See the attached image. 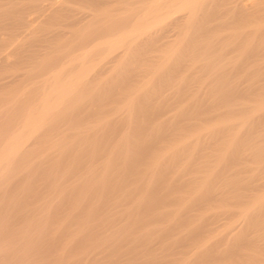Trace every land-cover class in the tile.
Returning a JSON list of instances; mask_svg holds the SVG:
<instances>
[{"label": "rangeland", "instance_id": "374dc122", "mask_svg": "<svg viewBox=\"0 0 264 264\" xmlns=\"http://www.w3.org/2000/svg\"><path fill=\"white\" fill-rule=\"evenodd\" d=\"M75 1H77V0H75ZM75 1H70V6L73 9L75 8L77 10L76 7H80L83 4L80 3L81 0H78L77 2H75ZM4 8H1V10L2 11L4 10L6 13L7 8H6V10ZM168 8L166 7V9H165V7H164L162 10L167 11ZM76 10H74V11H76ZM170 11L172 13H170L168 15L166 14L167 16L166 15L164 16L163 23L165 21L168 23V21L170 20L169 17L170 16H171V18L173 17V8ZM61 13L63 14V12H60V14H57V15H61ZM64 13H66V12H64ZM10 14L12 15V13H10ZM14 14L15 13H13L12 16H14ZM7 15H6L7 17H11L12 19L14 18L8 14V11H7ZM233 15L235 16L236 13L235 14L230 13L228 15H226V14L223 15V17L225 18L223 20L227 24H229L230 26H234L236 24L239 26V25L250 24V23L256 24L258 22H261V23L264 22V18L258 19V17H254V15L248 16L245 13L244 14L241 13L240 15H238L237 19H235L237 16L234 17ZM243 15H245V16L247 15L249 18L250 17L251 18L250 19L246 18L247 16L245 17ZM6 16L3 17L4 20L6 19L5 18ZM240 16H242L243 19ZM55 17H54V19L52 17L50 19L47 18L45 21H39V22L36 21L37 22V23L35 22L36 26L33 24L32 29H30L31 26L25 27V25H23L25 27V29L23 26H20L23 28H20L18 26L19 29L18 28L14 29L15 24L13 25V22L12 23L10 22V21H12V20H10L11 18L10 19L7 18V21L6 20L1 21L3 23L0 22V33L2 32L3 33L2 35L5 34V37L6 38L8 37L7 40H12V43L14 42L13 44H15V42H16L15 47L12 44V47L16 51L15 53L18 54L20 51H22L19 53V55L14 53V55H13L14 58H10V60H11L9 62L10 64L8 63V61H5L4 58H3V60L0 59V66H1L0 67V82H1L0 83V142L1 143H2V139L4 140V138L6 136H8L11 131L13 132L14 130H16V128L19 125L18 123H20L22 115H24L25 112L28 110V109L26 110V107L29 108V107L35 106L36 105L35 103L38 102L41 95L45 92L44 90L47 91V88L49 87V84L48 85L45 84V86L46 85L48 86V87L47 86L45 87L43 85V83H41V82H42V79L44 78L42 76V74H43L42 70L44 68V64H46V62H48L51 59V58H48V57H51V55L50 56L47 55L45 57L43 56L44 58L42 56H40L41 59L43 58L41 60V62H43L42 63L43 65H40L39 63H37V64L35 63V62H40L39 61L40 59L34 58V56L36 54L34 55V54H32V52L35 50L38 51V49H39L40 50L39 53L45 52L48 54H50V53L53 54L52 50L53 49L58 50L61 46V47L67 48L66 51H64V49H62V48H60L61 50L59 49L60 51H63L62 52L63 54H61V55H64L66 52H68V48H70L69 45L67 44L69 42V40L71 39V37L69 36L70 32L75 31L76 29L79 31L80 27L84 26V24L80 25V23H78V25H76L75 28L72 26L66 27V26H64L65 21L67 22L66 17L64 18L62 16L61 17L58 16V17H56V19H55ZM226 18L227 19L229 18V19L227 20ZM166 19H168V20H166ZM230 19H231V21H230ZM238 19H240V20L237 21ZM55 20H57L59 25H63V26H60V28H61L60 30L63 29V31H66V30L68 31V29H69V31H68L69 34L67 37H65L66 39L65 38L61 39L62 43L60 42V40H59L60 43H55L56 40H52L51 42L46 43V42L42 41L41 37L44 34L46 35V33L50 34V32H49L50 30L54 31V30L59 29V25H58V23L55 24L56 23ZM232 20L234 21V23ZM214 22H216V21H214ZM61 23H63V24H61ZM8 24H10L11 26H7ZM164 24L161 25L162 27L159 26L157 28V32H156V27H153V28H151V30L149 29V32L145 33V36H147L151 32H154V33L156 32L157 41L155 42L154 46H152V47L151 46L146 47V45H144V49H146L147 52L144 54V56L142 54L141 57L139 56V54L138 55L136 54L138 57L136 58L134 56L135 60H136V62H134V63L132 62V61H135L134 57H130V55H132V56L134 55L133 47L136 45V43L134 45L133 42L129 43L126 47L121 49V51H123V53L125 54V57H123L124 58L123 59L122 56H124V54H122L119 57L118 61L116 60L117 61L116 63H113V61H115V60H113L114 58H112V57H114V54L111 53L108 55L109 57L107 56V53H109V51L107 50L108 49L107 45H106L107 48L103 50L104 53L102 51V46H103L102 44H101L102 46L100 45L101 48H98L99 50L97 49V50L93 51L92 56L89 55V57L87 58V62H90L92 57H93V59H92L93 61L91 60V62H96L97 59H98V62L100 61L99 63L96 62L97 65H96V63H94V64H92L91 62L88 63V64L94 65L96 72L98 70L99 73L97 72V74H93V76H95L96 79L94 78L95 79L94 80L90 77V79H91V81H90L89 76H88V78H87L88 80H87L86 86H85L86 88L84 87V85H83V87L85 89L82 87L84 90L82 88H80V90L82 89V91H79V92H82V94L79 93L76 96L72 97L71 100L68 99L69 103L67 102L68 105L66 104L65 108L69 107L70 110H68V112L66 113V110L63 109L64 112H61L62 111L61 110L60 113H58L57 115L54 116L55 118L53 117L51 119V121H50L51 126L49 129L54 130L56 128L57 131L51 130L53 132V133H51L50 130L48 129L45 132V135L43 134L42 136L39 137V140H37V142L35 143L36 146L34 145L35 147L33 146L34 148H32V150L35 149L36 152L37 151L39 152V150H36V147H38L37 149L40 148L41 153L42 152L48 153L49 155L47 154V156L44 155V153H43V156L45 159L49 156H53L54 153L57 156L59 154L58 151L55 152V150L51 149L52 147H51L50 143L57 142V141H59V142L70 141V140L72 141L74 139L78 140V138H80V136L76 137V138H75V136H77L79 131H81V127L82 128L87 127L86 129L84 128L85 130H87L88 128H89L88 129L89 131L91 129L93 130V133H91L92 130L90 131V134L88 135V137L94 136L93 134L98 135V133L100 132V134H101L100 136L102 138H105L104 140L108 141V144H112L115 141L117 142L120 139V137L122 136V134H124L125 132H128V130H130V131L132 130L130 127V123L132 122V120H129V118L133 119V121H136V120H139V119H137V116H138V118H140L142 116L140 118V121L145 120L144 111L146 110L147 107H151L154 110L153 115L155 117H153V118L155 120H153V124L154 123L158 124L161 122V120H162V122L160 124L168 123L167 122L168 118L170 120L172 119V121H170L171 124H176L180 127H181V125L183 127L186 123H188L189 125L188 124H186V125H188L189 128H192V129H190L189 131H188V129L185 130L184 132H186V133H188V132L192 133L195 130H198L203 125L215 124L218 120H225V119L230 120L231 119L233 124L235 125V127L233 126L234 127L233 129H235V131H238V133L241 132L240 134L242 136H244L243 137L245 139L244 141H247L248 144L245 146L244 150L242 151L241 158L239 160H234V162H231V163L228 162L229 164H227L226 165L227 167L224 168V170H226V169L231 170V168H228V166L232 167L235 164V167L234 168L232 167L233 169L231 170L234 172H228V174L225 175V177H226L225 181H224V179H219L218 180L219 182L217 181V186H215L217 194H221V192L223 191L224 188H225L224 191H226V192L223 191L224 193L221 194V196L220 195L218 196L219 197L218 200H214V201H212V203L205 204V206L202 209H198V207H197L198 205L197 206L195 205L196 208L194 206V208L192 210H190L193 207V205L195 204V202H194L195 199H193V198H195L194 195H196L194 192L195 191L194 189L195 188H196V190L198 189L197 185H199V183L202 182L201 177L204 176V174H205V167H203L204 168L203 169L202 167H200V166L198 167V165H197V163H198L197 160H201V158L199 159L200 150L197 152L198 157L192 158V159H194V161H196L195 165L192 163V165L194 166L193 168H190V166L192 167V165H190V166L188 165V162H189L188 158L182 160L181 161L182 164H181V162L179 163L181 165L178 164V166L176 165L174 167L175 169L173 171H176L177 175L173 176L174 177L173 183L175 182L174 187L177 189H175L173 187V192H174L173 198L171 200H168L164 205L163 204L158 205L155 208V210L157 209L159 212L156 210L154 215L152 213H150L149 206L147 204H148V199L150 197L149 196L150 193L155 189V186H156L155 183L156 182L150 181V179H151L150 177L152 175V172L150 170L145 169V167L143 165H141L142 168H140V170L133 171L129 168V166H126L125 164H123L122 161L118 160V161H116L117 162L116 165L118 166V168L114 169L112 174L110 173V176H109V182H110L109 184L112 186L111 193H109V195L107 197L105 196L106 193L104 194V197H103V195L101 197V196H99L100 193L97 194L95 191L86 192L87 190L85 191V189L88 185V184H86V181L88 180V182H89V181H91L89 179L97 178V177L99 179L104 173L103 172L104 168H103L102 164L105 163L106 159L108 158V156L110 154L109 148H105L102 150V152L101 151L97 152V156H91L90 155L91 156L90 157V156H88L89 154L85 155L87 157L85 158V156H84V158H83L84 160L80 161L82 164L78 163L77 166L75 167V169L72 170L71 172L67 173L65 176H63V177L58 176L59 178H62V179L58 183L56 181L55 184L58 187V188H56V190L53 186L55 184H53V185H48V183L43 184V182H41L42 181L41 179H40L41 181L37 183V181H39V179L38 180L35 179V182H36L35 185H37L36 186L37 188L34 187L33 190H29L31 194H29V192H28V195L25 194V195H27L26 197L28 198V201H26L27 199L25 200V195L22 196L21 193H19L20 195L18 194L19 196L17 194L15 195V199L13 198V201H12V204L13 203L14 204L12 205L13 210L11 211V213L7 209L8 211L7 210H6V212L4 211V213L1 214V216H0V221L2 222V224H4L6 226V227L5 226L1 227L2 224L0 222V229L2 228V230L6 233V234L4 232L0 233V237L1 236L3 237V238L2 237L0 238V242H2V241L7 242V240L9 239V237H8L9 233L8 232H10L11 228L14 227L13 231H11L12 235H13L12 236L13 239H11V241H10L13 244H11L9 241H8L9 244H7L8 242L6 244L4 242H2V244H1L3 246L4 250L8 249L9 251L8 250H7V252L3 251V250L1 251V254L3 253L2 254L3 256L6 253L7 261L5 258L6 256L2 257V259H1L2 255L0 254V263L6 264L8 262V264H90L93 262L96 263V261H97V262H99V264H159V263L160 264H196L197 259L198 260L200 259L201 254H203V256L206 254V253H204V251H206L208 253H210L211 250L216 251L217 253L220 251L221 253L223 252L222 255L224 254V252L227 253L229 250V247H230L229 246L230 243H232L234 240H236L238 238V236H240L242 234V232L245 229H247L245 227L246 222L244 220V217L239 212H240V210H242L246 206L253 204V201L255 200L256 197L264 194V119H263L264 117H262V115L264 114V110L257 112L254 116L252 115V117L249 119V121L247 123H243V118H245L247 115H251L252 112L254 111L255 106L258 104L259 101H261L260 99L262 97H264V87H263L264 85H261V83L264 84V81H263L264 80V71L259 76L262 81L259 83L260 79L259 80L257 79L258 86L260 85V87H258L256 84V86H255L256 89H255V87H254V89H252V88L250 89L253 92H251L247 89L245 92V89L243 88L242 85H244V87H245L247 82H245L246 79L243 78L241 75L239 76V75H234L233 73L232 74L227 73V74H223L221 76V74H220L221 72L215 73L216 74L215 75L212 72H210L208 70V68L201 67V65H204V63H205L204 61H199L198 62L199 68L192 71L193 73L191 71L190 72L188 71L191 76L188 75L189 73L186 74L184 70L182 71V73H185V75L181 76L182 74L179 73L180 77H185L184 80L186 81V82H182V81L180 82V86L182 88L179 87V85H178L179 84L178 81H180V80H177V83L175 82L176 77H174L175 81L173 80L176 83V85L174 82H171L170 83L171 87H167V85L169 83L168 84L162 83V80L160 78L163 79L164 76L168 77L171 74L168 75L166 72L163 77L161 75L157 76V74H155V77H153L155 72H153V75L151 74L152 73L151 69L154 68V66H156L155 68H158L159 65L161 64V61H162L163 56H164V55H162L163 54L162 52L165 50L164 52H166V54H167V53L173 51V46H172L173 45V25H169V26L165 27ZM3 25H5L7 27L4 29ZM12 26H14V27H12ZM8 27H10V29ZM71 28H74V29H71ZM248 28H250V27H248ZM33 29H35V30L33 31ZM7 30L10 34H8ZM10 30H11V32H10ZM13 30L18 35L17 34L14 35ZM20 30H21V32H18ZM170 31H171V33H170ZM261 31L262 32H259L256 35L255 42L257 41V43L259 44L260 39H261L262 43H260V44L264 45V42H263L264 41V35H263L264 33H263V30H261ZM71 33L73 35V32H71ZM19 34H22V35H19ZM26 35H28V36L26 37ZM31 36H34V37H31ZM28 37H31V38H28ZM43 37H45V36H43ZM19 38L21 39V40H19V42L23 43V45H22L23 48H22V46L20 48V45L22 43L19 44V42L17 41ZM37 38L39 39V41ZM28 39L33 40V42L31 40L28 41ZM30 42H32V44L33 43L36 44V45L35 44L33 45V46H35V48H33V46H31V45L27 46L28 44H30ZM36 42L37 43L39 42L41 45L39 46V43L37 44ZM43 42L48 45V46H46V48L43 47V45H42V44H44ZM63 42L66 45L63 44ZM17 43H18V45H17ZM37 46H39V48ZM130 46H133V47H130ZM24 47H26L27 49H24ZM28 47H32V49H29ZM48 47L51 48L50 49L51 51L49 50ZM104 47H105V44H104ZM170 47L172 48L171 50L168 49ZM19 48H20V51L16 50ZM40 48H42V49H40ZM21 49H23V50H21ZM129 49L132 51H129V53H128L127 51ZM134 49H136V48H134ZM59 50L56 52L59 53ZM23 51H25V52L23 53ZM125 52H127V54ZM27 53L28 54L31 53L32 56L31 55L26 56ZM54 53H55V51H54ZM24 54L26 57L24 56ZM93 55H95V56H93ZM101 55H103V56L101 57ZM110 55H112V57ZM18 56H20V57H18ZM139 57L140 58L143 57L142 58L143 61L141 59H140L141 61L140 60L137 61L139 59ZM158 57H160V58H158ZM19 58H21V59H19ZM25 58H27V59H25ZM45 58L48 60L46 61ZM120 58H122V59L120 60ZM127 58H130V60H132L130 62L133 63L132 64L133 67L129 65V63H130L129 60H127V61L125 60ZM103 59L105 61H101ZM108 59L110 61L112 60L111 61L112 63L106 61ZM159 59H160V61H159ZM23 60H24V62H23ZM33 60H34V62H33ZM144 60H145V62H144ZM125 61L128 64V68L126 66H124L126 68V70L124 67L122 70H119V69H121L120 67H122L124 65ZM157 61H159L158 62L159 64L157 63ZM103 62L104 63L106 62V63L104 64ZM237 62L239 63V61H237ZM257 62H259V61H257ZM27 63H30L32 66L30 64H28V66H27ZM7 64H9V65H7ZM21 64H22V66L26 64L25 68L22 67ZM35 64L39 65L40 67L43 66L41 68L42 70L40 69L39 66L38 67L35 66ZM98 64L102 68L100 66H98ZM106 64H107V66H105ZM117 64H118V66H117ZM141 64H142V66H140ZM245 64H247V62H245ZM259 64L261 67L264 66V65H262V64H264V60L260 61ZM3 66H5V67H3ZM95 66H97V68ZM108 66H109L108 70H105V69H107ZM110 66H112V67L110 68ZM129 66H130V68H132V69L135 68V69L130 70ZM144 66H145V68L143 69ZM151 66H153V67H151ZM36 67H37V70L39 69L41 72L40 71L38 72L35 69ZM116 67H118V68H116ZM94 68H93V70H94ZM112 68H114V70ZM99 69H100V71H99ZM111 69L113 71H111ZM115 69H118V70L116 71ZM263 69H264V67H263ZM104 70H105V72H104ZM123 70H125L126 72H123ZM148 70L151 72H149ZM27 71H29V73H27ZM109 71H111V72H109ZM130 71H132V72H130ZM139 71H142L144 74V76L141 78H140V76H142L143 74H142V72H139ZM94 72L95 71H93V73ZM116 72L118 73V75H119V73L122 74V76H120V78H119V76L117 75ZM134 72L137 74H135ZM24 73H26V74H24ZM91 73L92 72H90V74H89L90 76L92 75ZM125 73L126 74L128 73V77H129V75L134 74L132 77H134L135 79L129 78V79H132V82H130V86H128L129 84L126 82V85H125V83L123 85V86H125V87H123V88H125L124 89L125 91H123L124 93L120 92V91L118 92V90H115V89H118L119 87H120L119 90H121V91L123 90V89H121L122 88L121 85L119 86L118 81H121V79L123 80V77H127V75ZM145 74H148V75L145 76ZM207 74H209V75H207ZM23 75H25V76H23ZM36 75H38L39 77L38 76L36 77ZM64 75L68 76L69 73L66 72L62 76V79L66 80L67 76L64 77ZM115 75H117V76H115ZM186 75L188 77H186ZM21 76H23V78ZM114 76H115V79L119 78L120 80L118 79L116 82V80L114 79ZM149 76H152V77H149ZM159 76H161V77H159ZM146 77H149V78H146ZM217 77H219V78H217ZM240 77H242L243 79L242 78L239 79ZM244 77H246V76H244ZM247 77L249 78L250 76H247ZM28 78L31 81L27 80ZM145 78L149 79V80H151V78H152V80H154V81L156 78L157 79L159 78V80H156L157 82L152 81L151 85H152V87L155 85L157 86L159 84L161 86L164 85L163 89L162 88L159 89V92L161 89L163 91L160 92V94L158 93L157 95L159 97V95H161L162 93L163 94L161 95V97H159V100L157 99V97L156 98L154 97L153 99H155V100L157 99L156 100L157 103L161 100L164 103L166 101L167 104L166 103L165 104L167 106L162 104V102H160V107H159L160 110H158L159 105L152 107L153 105L156 104V102H154V100L151 99V96L150 97L148 96L149 94L146 92L147 88L144 89V87H143V85L146 86L145 82L147 80ZM187 78H189V80ZM129 79H128V81H130ZM144 79L146 81H144ZM111 80H112V82H111ZM113 80H115V81H113ZM134 80H136L135 83H133ZM137 80H139V81H137ZM241 80L243 82H245V84L243 82L241 84L238 83ZM143 81H144V84H143ZM188 81H191L190 82L191 84H188L187 83ZM228 81H229V83H228ZM231 81L233 83L235 82L236 84L235 83L232 84ZM32 82H34V83H32ZM38 82L40 83L39 86H38V84H39ZM97 82H99V83H97ZM100 82H102V83L100 84ZM115 82L117 84H114ZM200 82H202V83H200ZM224 82L226 83L225 86L230 84L229 89L227 88L229 85L227 87H225ZM31 83L34 85H32ZM94 83H96L95 86H98L97 87L98 88L97 93H96L97 88L94 91V88H95ZM110 83H113V85ZM155 83H158V84H155ZM237 83L239 84V86H237V89L234 88V90H231L232 87H235V85H237ZM3 84L4 85L6 84V85L4 86ZM107 84H110V85H107ZM10 85H12V86H10ZM19 85H21V86H19ZM100 85H102V87L104 86L103 88L105 90ZM111 85H112V87H111ZM190 85H191V87H189ZM231 85H233V86L231 87ZM15 86H17V87H15ZM108 86H110L111 88ZM113 86L114 87L119 86V87L114 88ZM175 86L178 87V89ZM241 86H242L243 90H242V88L240 89ZM126 87H130V88L126 89ZM137 87H139V88L136 89ZM132 88L134 90H132ZM226 88L228 89V91L225 92V90H227ZM21 89H22V91H24V94L22 95L21 99L17 103L18 105L16 104L17 106L15 105V107H13V108L12 107L7 108L8 105L6 104V102H7L6 99L9 98L8 94L11 93L10 95H12L13 94L12 91H14V93L15 92L17 93V92L21 91ZM110 89H112L111 93H109ZM186 89H188V90L192 89L191 91L189 90L191 93V96H190V93L188 90L187 91L189 93V96L188 95H187V97L185 96L187 94ZM106 90H107V92H106ZM129 90H132V91H129ZM171 90H174V91H171ZM87 91H88V93H91V91H92L91 95H93L95 97L92 98L93 96L91 97L90 94H88V98H90L88 100V98L86 97L87 93L85 94V92H87ZM101 91L105 92V93L103 94V93H101ZM115 91H116V93L118 92L119 94H116ZM130 92H132L134 94H129ZM141 92H142V94H140ZM178 92H180L182 95L177 94ZM197 92H198L199 97H200L199 98L197 95V98H199V99L194 97V95H196ZM221 92H222V94H221ZM223 92L226 94L224 95ZM227 92L229 93V95ZM28 93H29V95H28ZM83 93L85 94V96ZM168 93L171 95H169ZM101 94L104 95L105 97L102 96ZM100 95L102 96L101 98H102L103 102L101 101ZM107 95L109 98H111L112 96H114V97L117 96L116 97L117 99L116 98L109 99L107 97ZM126 95L129 97V99L125 98ZM132 95H133V97H132ZM144 95L145 96L147 95L146 97H149V100ZM123 96H124V98H123ZM162 96H163V98H162ZM164 96H166L167 98L164 99L165 98ZM78 97L80 99V102H79ZM82 97L85 98V101L82 100L83 99ZM98 98H100L99 101H98ZM179 98H182L183 100L182 99L180 100ZM193 98L196 100L193 101ZM225 98L226 99L229 98V99H227L228 101ZM108 99H109V102H108ZM115 99H116V101H114ZM124 99H125V102H123ZM135 99L137 100L138 105H136V103L134 104V106H135V109L133 112L134 115H132L133 117H130L131 113L123 112V111L128 110V101H135ZM163 99H164V101H163ZM223 99H225V100H223ZM126 100H128V101H126ZM143 100L144 101L146 100L145 103H141V101H143ZM263 100H264V98H263ZM90 101H94L95 105L90 104ZM100 101H101V103H99ZM148 101H150L149 105H146V104H148L147 103ZM182 101H184V102H182ZM185 101H187V102H185ZM190 101L194 104V105H192V106H194V108L191 107L192 103H190ZM200 101H203V104H199V103H202ZM70 102H72V103L70 104ZM77 102H79L80 104L82 103V105L77 104ZM168 102L169 103L171 102V103L169 104ZM96 103L98 105H96ZM105 103H106V105H105ZM123 103L124 104L126 103V104L124 105ZM151 103H153V104L151 105ZM188 103H190V105ZM197 103H198V105H197ZM33 104H35V105H33ZM143 104H145L147 107ZM195 104H196V107L199 106V108L197 107L198 111H197V108H195ZM226 104L228 106H226ZM88 105H89V107H88ZM101 105H103L104 107ZM181 105L184 108L186 107L185 110L193 108L192 110L190 109V111H194V112L197 111L196 113H198L199 117L197 118L198 115H195L196 113L193 114V112H188V113H192L194 116H196V117H194V119L192 118V116H193L192 114H188L191 118H189V116H187V115H183V111H184L183 109L184 108L181 109L182 108ZM184 105H189V106H184ZM98 106H101L102 108H100ZM136 106H140V107H137V110H136ZM201 106H202V109H200ZM163 107H165V108H163ZM175 107H178V108L181 107L180 110H182V111L178 110V108H175ZM187 107H190V108H187ZM23 108H25V109H23ZM98 108H100L101 110ZM141 109H144V110L141 111ZM77 110H79V111L77 112ZM139 110L141 111V113H139L140 112ZM155 110L156 111L158 110V111L156 112ZM75 111L79 114L81 113L79 116V117H81L80 124L77 123V122H79L80 118L78 120L76 119L77 121L74 120V118L78 117V115H79ZM187 111L188 110H186L184 114H186ZM14 112H15V114H14ZM122 112L124 115L122 114ZM155 112L157 113V116L159 115L160 119H158V121L160 120V122L157 121L158 117H156ZM179 112H181V113L179 114ZM260 112L262 114H260ZM258 113L260 114V116ZM59 114H63V116L61 115L62 118ZM135 114H136V116H135ZM118 116H119V118H118ZM56 117H57V119H56ZM69 117H71V118H69ZM126 117L128 118L129 121H127ZM187 118L189 119L190 123L188 122ZM195 118H196V120H195ZM199 118H200V121L198 120ZM59 119H60V121H59ZM72 120H74V121H72ZM55 121H59L58 122L59 124ZM105 122H107V123H105ZM173 122H175V123H173ZM53 123L55 126H53ZM196 123H197V125H196ZM191 124H193V126H190ZM92 126H93V128H92ZM90 127H91V129H90ZM98 127H99V129H98ZM83 130L80 132L82 134L81 136H83L86 139H92L93 138V137L87 138L86 135L89 131L88 130H87L88 132L84 131V134H83ZM77 131H78V133H77ZM48 133H50L51 135ZM61 133H63V134H61ZM157 134L156 133L152 134V135H154L155 138L153 136L152 137L156 141H157V138L161 139L160 137L162 136L161 132H160V136H158ZM106 135H108L110 137H108ZM44 137H45V139H44ZM47 137H48V139H47ZM51 137H57V140H54ZM204 137H206V139L204 138L203 140L201 139V141H200V142H202L201 145L202 144H204V145L200 146V147H205V144L209 147L210 144H212V140H213V147L211 148L212 145L209 148L206 146L204 149L201 150L202 154L200 156L203 157L205 155L204 158H202V159H204V160H206V159L211 160L212 159L213 161L210 163L211 164L215 163L218 160L220 154H222V152H223L222 148L224 147L223 145L225 144L224 141H226L229 138L227 137V135H224L222 137V134L219 135L218 138L215 137V139L212 136L208 137V135L204 136ZM218 139H221V141ZM207 140H210V141L207 142ZM39 141H41V144ZM164 141H166V140H164ZM164 141L163 140L157 141V143L158 144L160 143L162 145L165 143ZM217 141H218V143H217ZM43 142L46 144L45 148H47V149L43 148V146L41 147ZM47 142H49L50 145L49 144L47 145ZM176 142H178V141L173 139V143H176ZM223 142H224V144H223ZM1 143H0V145H1ZM37 144H39L40 146ZM218 145H222L223 147L219 146V148L217 150L216 146L218 147ZM214 147H215V150H212ZM43 149H45V150H43ZM48 149H51V150H49L48 152H45ZM261 149H262V151H261ZM34 154H36V153H34ZM31 155L33 156L32 153H31ZM69 155H71V154H69ZM69 155L65 154V155H63L62 158H68ZM105 155H106V157H105ZM29 156H30V154H29ZM261 156H262V158H261ZM28 158L29 157L27 155L26 159H28ZM66 160L68 161V159H63V161H66ZM118 163H120V164H118ZM93 165H95V167ZM187 165L189 168L188 169L184 168V167H187ZM17 166L18 165H15L13 172L11 171V173H9V174H10V176H12L13 181H16V183H17L16 184L14 182V184L17 185L15 187L19 189L17 192H20V191L22 192L21 188L27 187V186H25L26 184L27 185L33 184V179H31L30 174H28L25 171H22V168L20 169V167L18 166L19 167L18 168ZM190 169H192V170H190ZM76 171H78V172H76ZM226 173H227V171L224 174H226ZM229 173H231V174H229ZM180 176H181L182 180H180ZM175 177H177L179 179H177ZM79 179H81V180H79ZM191 179H193V180H191ZM232 179L235 181H233ZM228 180H230L229 182H231V181H233V182H231V184L229 185L226 183V181H228ZM177 181L179 183H177ZM186 181H187V183H185ZM235 182H238V183L240 182V183L236 185ZM232 183H234V185ZM184 185H186V186H184ZM194 185H196V186H194ZM182 186H184L185 189L181 188ZM235 186H237V187H235ZM180 188H181V190H180ZM65 189H67L66 191H64L65 194H62V193L60 194V191L65 190ZM182 189H184V190H182ZM229 189H231V190H229ZM38 190H39V192H37ZM53 190H55V191H53ZM176 190L178 192H175ZM32 192H34V194ZM58 193L60 194L61 199H60ZM225 193H227V194H225ZM233 193L238 194L239 197H241V199L238 197L237 200H235L236 199L235 198V199H231V200L227 201L225 198L230 197V195H233ZM190 194H193V195H190ZM83 195H84L85 199H84ZM191 196H193V197H191ZM19 198H21V199L18 200ZM23 199L25 200V202ZM80 199H82V200L84 199L83 202L80 204L76 203L77 201L78 202L82 201ZM191 199H193V200H191ZM22 200H23V202H22ZM18 202H20V203H18ZM101 202H102V204H101ZM27 203L29 206L27 205ZM70 204H71V206H70ZM222 204H224L225 206L222 207L223 206ZM189 206H191V207H189ZM8 207H10V206H8ZM87 207H91L92 210L95 209V211H93L91 214H89L87 212ZM187 207H188V210H187ZM68 211L70 213H68ZM165 211H167V212H165ZM187 211H188V213H187ZM7 212H9V214ZM162 212H164V213H162ZM169 212L170 213L172 212V213L169 214ZM203 213L205 214V216ZM10 214H12V216H10ZM63 215H65V216L68 215V219L66 220L67 226H59V224L57 223V220H59L58 217L64 218L65 216L63 217ZM169 216H171V217H169ZM260 216L262 218L261 217H258V218L263 219L264 213H263V215H260ZM2 217H3V220H2ZM5 217H6V219H5ZM170 218H173V219L170 220ZM11 219L13 221H10ZM77 219L78 220L80 219L82 222L85 221L86 223L87 222H89V223L83 225V227L81 228V227H79L80 225H78L75 222V220H77ZM53 222H55V223H53ZM10 223H12L11 226H10ZM7 225L10 227H7ZM51 226H54V227L51 228ZM257 228H258L257 226L256 227L254 226L253 229H249L248 232H249V235L251 238H253V239L257 238L259 240V242H260L259 246H260L261 250H263L261 252H264V247H262V246H264V239L262 240V238H264V228L263 229H257ZM80 229L82 232L79 231ZM7 230H10V231H7ZM27 230L28 231L30 230V231L27 232ZM76 230H77V233L80 232V234L78 233L76 235L74 233ZM133 230H134V232H133ZM3 233L7 236H5ZM94 235L96 238H98V240H96L97 242L92 240V237ZM106 237H107V239H106ZM232 238H234L233 241H232ZM14 240H15V242H13ZM261 243H263V244H261ZM3 244H5L6 247L8 245L9 247L4 248L5 246ZM215 246L217 249L215 248ZM10 250H12V251H10ZM11 252H13V253H11ZM10 253L13 254L14 257ZM226 253L224 254L226 256V258H223L221 260L214 261V262L213 261H205L204 264H225L229 258V257H227ZM262 254H263V259H264V253H262ZM262 254H261V256H262ZM8 255H11L9 257L10 258L9 260H10V262H13V263H9ZM12 257H13V259H12ZM153 257H155L154 260L152 259ZM4 258H5V260H4ZM260 264H264V260H263V263H260Z\"/></svg>", "mask_w": 264, "mask_h": 264}, {"label": "bare ground", "instance_id": "6f19581e", "mask_svg": "<svg viewBox=\"0 0 264 264\" xmlns=\"http://www.w3.org/2000/svg\"><path fill=\"white\" fill-rule=\"evenodd\" d=\"M70 1H75V0H0V22L5 21V20L7 21V18H9V19L11 18V17H7L8 16L7 11H8L9 15H11L10 13H12V15H13V13H15L14 16L11 15L14 18L10 19V20H12L10 22L11 23L13 22V25L15 24L14 25L15 27L12 26V27H14V29L15 28L19 29V27L23 26V25H25V27L31 26L30 29H32L33 28L32 25L33 24L35 25L36 21H38V22L39 21H45L47 18L50 19L51 17L54 19V17L57 14H60V12H63V14L61 13V15H57L56 17H58V16L59 17L62 16L64 18L66 17L67 22L65 21L64 26H66V27L72 26L75 28V26L78 25V23H80V25L84 24L83 27H80V29L78 28L79 31L77 29L75 31H71V32H73V35L70 32V34L72 35L71 36L68 33L69 29H68V31L67 30L63 31V29L60 30L61 29L60 26H63V25H59L57 20H55L56 21L55 24L58 23L59 29L54 30V31L50 30L49 31L50 34L46 33V35L45 34L43 35L45 37L40 36L42 38V41H44L46 43L51 42L52 40H56L55 43H60V42L62 43L61 39L67 37L69 34L71 39L69 40V42L67 44L69 45L70 48H68V52H66L64 55H61V54H63L62 53L63 51H60L61 50L60 48L64 49V51H66L67 48L61 47L60 45H59L60 50L58 49L59 53H57L56 51H58V50H55V49L52 50L53 54H51V53L48 54V53H45L44 51H43L44 53H39V51H40L39 49H38V51L35 50L32 52V54L37 55V56L35 55L36 57L34 56V58H39L40 62L45 56L51 55V57H48L51 59L48 62H46V64H44L43 70L41 69L43 66L40 67L39 65H36L37 63H39L40 65H43L42 64L43 62H41V63L35 62L36 63L35 66H37V67L39 66L40 69L43 71L42 76L44 78L42 79L41 83H43L44 86H45V84H47V85L49 84V87L46 85L48 87L47 91L44 90L45 92L41 95L38 102L35 103L36 105L33 104L35 106L29 107V108L26 107V110L27 109L28 110L25 112L24 115H22L20 123H18L19 124L18 127L17 128L15 127L16 130H14L13 132L11 131L10 134L4 138V140L2 139V143L0 142L1 143V145H0V192H1L0 193L1 194L0 195V216H1V214L4 213V211L6 212L7 209L11 213V211L13 210L12 205L14 204V203L12 204V201H13V198L15 199L16 194L18 195L19 193H21L22 196H24L25 194L28 195V192H29V194H31L29 190H33L34 187L37 188L36 187L37 185H35L36 184L35 179H37V180L39 179V181L36 180L37 183L42 180L41 182H43V184L48 183V185H53L56 183V181L58 183L62 179L59 177H63L67 173L74 170L75 167L77 166V164L81 163L80 161L84 160L83 158L85 155L89 154L88 156H90V155L91 156H97V152H100V151L102 152V150L105 148H109L110 154H109V156L107 155L108 158L106 159L105 163L102 164L103 168H104V171H103L104 173L99 179H98V177L97 178H91V179H89V180H91L89 182L86 179L87 180L86 184H88V185H87V187L85 186L86 187V189L84 188L85 191L86 190H87L86 192L95 191L97 194L100 193L99 196H101V197H102V195L104 197V194L106 193L105 196L107 197L109 195V193H111V189H112V186L109 184L110 183L109 182V176H110V173L112 174L114 169L118 168V166L116 165L117 164L116 161H118V160L122 161L123 164H125L126 166H129V168L133 171L140 170V168H142L141 165H143L145 167V169L150 170L152 172V175L150 177L151 178L150 181L156 182L155 183L156 184L155 189L150 193V195H149L150 197L148 199V204H147L149 206L150 213H152L154 215L155 211L157 210V209L155 210V208L158 205H160V204L164 205L168 200H171L173 198V193H174L173 187L175 186V184H174L175 182L173 183V180H174L173 176L177 175L176 171H173L175 169L174 167L176 165L178 166V164L186 158L189 159V162H188L189 166L192 165V163L195 165L196 161H194V159H192V158L198 157L197 152L199 150H200V155H201L202 154L201 150L207 146L205 144V147H200V146L204 145V144L201 145V143H202V142H200L201 139L202 140L204 138L206 139V137H204V136H207V135H208V137L212 136L215 139V137L218 138L219 135L222 134V137L224 135H227V137L229 139L224 141L225 144L223 142L224 147L222 145H218V147L216 146L217 150H218L219 146H222L223 152H222V154H220L218 160L215 163L211 164L210 162L213 161L212 159L211 160L210 159L204 160L202 158H204L205 155L203 157L199 155V159L201 158V160H197V162H198L197 165H198V167L199 166L202 168L205 167V174H204V176L201 177L202 182L199 183V185H197L198 189L197 190H196V188L194 189L195 190L194 192L196 194V195H194L195 198H193V199H195L194 200L195 204L193 205V207L190 210H192L195 205L196 206L198 205L197 206L198 209H202L205 206V204H209V203H212V201H214V200H218L219 199L218 196L219 195L221 196V194H223L226 191H224L225 190V188H224L223 189L224 192L220 191L221 194H217L216 189H215V186H217V181L219 179H224V181H225V179H226L225 175H227L228 172H234L231 170L235 167V164H234V166L231 165L233 168L228 166V168H231V170L228 169L229 171L227 169L224 170V168L227 167L226 166L227 164L234 162V160H239L241 158L242 151L244 150L245 146L248 144L247 141H244L245 139L243 138L244 136H242L240 134L241 132L238 133V131H235V129H233L235 127V125L233 124L231 119L230 120H228V119L218 120L215 124H212V125H203L198 130H195L192 133L184 132L187 129H188V131L190 129H192V128H189L188 123H186L188 125L185 124L186 126L184 125L182 127V125H181V127H180L176 124H171L170 121H172V119L170 120L168 118L167 119L168 123L160 124L162 122V120H161V122H160V120L158 121V119H160V117H159V115L157 116L156 112L158 110H160L159 107H160V102H162V100L159 101L158 103L156 102V100L157 99L159 100V97H161V95L163 94L162 93L161 95H159V97L157 95L158 93L160 94V92L163 91L162 89L164 88V85L161 86L159 84V85H157L158 87L155 85L158 89L155 86L152 87L151 82L154 80H152V78H151V80L146 79V78H149L152 76L146 77L145 79L147 81L144 79V81H146L145 82L146 86L143 85V87H144V89L147 88L146 92L149 94L148 95L149 97L151 96V99H153L154 97L155 98L157 97L156 100L153 99L154 102H156V104L153 105L152 107L159 105L158 110L157 111L155 110L156 111L155 115H156V117H158L157 121L160 123H158V124L154 123L153 124V120H155L153 118V117H155L153 115L154 110H153V108L146 106V105H149L150 101H148L147 102L148 104H146V105L143 104L147 107L146 110L144 111L145 120L140 121V118L142 116L140 118H138V116H137V119H139V120H136V121H133V119L129 118V120H132V122L130 123V127L132 130L131 131L128 130V132H125L124 134H122V136L120 137V139L117 142L113 141L114 143L108 144V141H105L104 140L105 138H102L100 136L101 135L100 132L98 133V135L100 137L96 134H93L94 135V136H92L93 138L88 137V135L90 134V131L92 130L91 127H90V129H91L90 131L88 130L89 128L87 129L89 132L87 130H85L87 127L86 128L84 127L85 129L81 127V131L84 129L83 134H84V131H87L88 133H87L86 137L92 138V139H86L83 136H81L82 135L80 133L81 131H79L76 128L79 131V133L77 131V133H78L77 136H75V135L74 136H75V138L80 136V138H78V140L74 139L72 141L71 140L70 141H61V142L57 141V142L50 143L51 147H52L51 149L55 150V152L58 151L59 154L57 156L54 153L55 156L52 154L53 156H49L45 159L43 156L44 152L41 153L40 148L37 149L38 147H36V150H39V152L38 151L36 152L35 149L32 150V148H34L36 146L35 143L37 142V140H39V137L42 136L43 134L45 135V132L50 128L51 119L55 115L60 113L61 110H62L61 112H64L63 109L66 110V113L68 112V110H70L69 107H68L69 109L65 108V105L66 104L68 105V103H69L68 99L71 100V98L76 96L77 94H79V93L82 94V92H79V91H82V89L86 86L88 76H89V79H90V77L92 79L95 78V76H93V74H97L98 70L96 72L94 65H92V64H94L96 62L99 63L100 61L98 62V59H97L96 62H91V60L93 59V57H92V59L90 60V62L92 64H88V63H90V62H87V58L89 57V55L92 56V52L97 50L98 48H101L102 45H103L102 51L104 49H106L108 46L107 50L109 51V53H107V56L111 53L114 54V57H112V55H110V56L112 58H114L113 60H115V61H113V63H116L118 61L119 57L122 54H124L123 51H121V49L126 47L129 43L133 42V44L135 45V43H136V45L134 47L130 46V47H133V50H134V55L133 56L130 55V57L135 56L137 58L138 54L140 57L142 54L144 56V54L147 52V50L144 49V45H146V47L147 46H151V47L154 46L155 42L157 41V34H156L157 28L166 22L165 21L163 23V18L166 14L168 15V14L172 13L170 11V10H172V8H173V17L171 18V16H170L169 17L170 20L168 21V23L166 22L164 24V26L166 27L169 25H173V45H172L173 51H171L167 54H166V52H164L165 50L162 52L163 53L162 55H164V56H163V59L161 58L162 59L161 64L159 65L158 68H155L156 66H154V68L151 69L152 75H153V72H155L153 77H155V74H157V76L161 75L163 77L165 75V73L167 72L168 75L169 74H171V75H169L168 77L164 76L163 79L160 78L162 80V83H167V84L169 83L170 84L171 82L175 81L174 77H176L175 82L177 83V80H180V81H178V83H179L178 85H179V87H181L180 82L181 81L186 82V81L184 80L185 77H180V74H182L181 76H183V75H185V73L187 74L190 71L192 72V71L196 70L197 68H199L198 62L204 61L205 63H204V65H201V67L208 68V70L210 72H212L213 74L221 72L220 73L221 76L223 74H227V73H230V74L233 73L234 75H239V76L241 75L243 78L246 79L245 82H247L245 87H244V85H242L243 88L245 89V92H246V89L251 91L250 89L251 88L254 89L256 84L258 86L257 79L258 80L260 79L259 83L262 81L259 76L264 71V69H263L264 66L261 67L260 66L261 63L259 64L260 61L264 60V45L260 44V43H262L261 39H260L261 37L259 38L260 39L259 44L257 43V41L255 42L256 35L259 32H262L261 30H263V33H264V22H262V23L258 22L256 24L250 23V24H244V25H239V26L236 24L234 26H230L229 24H227L223 20V19H225L223 17V15H225V14L228 15L230 13H234V14L236 13L235 16H237V17L235 19H237L238 15H240L241 13H243V14L245 13L248 16L254 15V17H258V19H263L264 18V0H81L82 2L80 1V3H82L83 5L80 7H76L78 11L75 8L73 9L70 6ZM77 1H75V2H77ZM164 7H165V9H166V7L167 8L169 7L170 9L168 8L167 11H164V10H162ZM1 8H4L5 10L7 8L6 13L4 10L2 11ZM74 10H76V11H74ZM64 12H66V13H64ZM4 16H6L5 20L3 18ZM243 16H245V15H243ZM248 16L246 18H249ZM56 17H55V19H56ZM240 17H242V16H240ZM168 19H166V20H168ZM242 19H243V17H242ZM239 20L240 19H238L237 21H239ZM214 21H216V22H214ZM230 21H231V19H230ZM1 23H3V22H1ZM233 23H234V21H233ZM10 24H8L7 26H11ZM61 24H63V23H61ZM3 26H4V29L7 27L5 25H3ZM23 27H20V28H23ZM25 27H24V29H25ZM153 27H156V32L155 33L151 32L149 35L145 36V33L149 32V29L151 30V28H153ZM248 27H250V28H248ZM8 28L10 29V27H8ZM74 28H71V29H74ZM11 30H10V32H11ZM34 30L35 29H33V31ZM7 32H8V30H7ZM13 32H14V35L17 34L14 30H13ZM18 32H21V30ZM170 33H171V31H170ZM2 34L3 33L1 32L0 33V59L3 60V58H4V60L8 61V63H9L11 61L10 58H14L13 55L16 52L14 50V48L12 47V44L14 42L12 43V40H7L8 37L6 38L5 34L4 35H2ZM8 34H10V33L8 32ZM19 35H22V34H19ZM27 36L28 35H26V37ZM34 36H31V37H34ZM31 37H28V38H31ZM19 40H21V39L19 38L17 41L19 42ZM29 40H31V39H28V41ZM59 40H60V42H59ZM31 41L33 42V40H31ZM38 41H39V39H38ZM32 42H30V44H28L27 46H29V45L33 46L35 43L32 44ZM21 43L22 42H19V44H21ZM63 44H65V43L63 42ZM104 44H105V47H104ZM13 45L15 47L16 42ZM17 45H18V43H17ZM22 45H23V43L20 45V48ZM40 45L41 44L39 43V46ZM42 45L45 48H46V46H48L45 43ZM39 46H37V47L39 48ZM26 47H24V49H27ZM20 48L16 49V50L20 51ZM22 48H23V46H22ZM28 48L32 49V47H28ZM33 48H35V46H33ZM134 48H136V49H134ZM40 49H42V48H40ZM50 49L51 48H49V50ZM168 49L171 50L172 48L170 47ZM21 50H23V49H21ZM54 51H55V53H54ZM129 51H132V50L129 49L127 52L129 53ZM20 52H22V51H20ZM24 52L25 51H23V53ZM127 52H125V53L127 54ZM19 53L18 54L15 53V54L19 55ZM28 53L26 54V56L31 55V53L30 54H28ZM103 53H104V51H103ZM24 56H25V54H24ZM40 56H42V57L44 56V57L41 59ZM93 56H95V55H93ZM102 56L103 55H101V57ZM18 57H20V56H18ZM123 57H125V54H124V56H122V58ZM135 57H134V60H135ZM140 57L137 61H139L140 59L142 60L143 57L142 58H140ZM122 58H120V60ZM158 58H160V57H158ZM19 59H21V58H19ZM25 59H27V58H25ZM104 59L101 61H105ZM47 60L48 59H46V61ZM125 60L126 61L129 60V62L132 61V60H130V58H127ZM106 61L111 62L112 60L110 61L108 59ZM159 61H160V59H159ZM159 61H157V63ZM237 61H239V63ZM257 61H259V62H257ZM23 62H24V60H23ZM33 62H34V60H33ZM125 62H124V65L122 67L119 66L121 68L119 70H122L124 66H126L128 68V64H127V62L126 63ZM132 62L134 63V62H136V60L132 61ZM132 62H130L129 65L133 67ZM144 62H145V60H144ZM245 62H247V64H245ZM97 63H96V65H97ZM9 64H7V65H9ZM28 64H30V63H27V66H28ZM25 65L22 66V64H21V66L24 68H25ZM262 65H264V64H262ZM98 66H100V65L98 64ZM105 66H107V64ZM117 66H118V64H117ZM130 66H129V68H130ZM140 66H142V64ZM3 67H5V66H3ZM37 67L35 68L36 70H37ZM95 67L97 68V66H95ZM111 67L112 66H110V68ZM151 67H153V66H151ZM93 68H94V70H93ZM108 68H109V66L107 67V69H105V68L104 69L108 70ZM116 68H118V67H116ZM144 68H145V66L143 67V69ZM112 69L114 70V68H112ZM112 69H111V71H113ZM133 69H135V68H133ZM133 69L130 68V70H133ZM105 70H104V72H105ZM115 70L117 71L118 69H115ZM125 70H126V68H125ZM125 70H123V72H126ZM183 70L185 71V73H182ZM37 71L39 72L40 70L38 69ZM93 71H95L96 73L95 72L93 73ZM99 71H100V69H99ZM111 71H109V72H111ZM66 72L69 73V75L68 76L64 75V77L67 76L66 80H64V79H62V76ZM90 72H92L91 76L89 75ZM130 72H132V71H130ZM139 72H142V71H139ZM149 72H151V71H149ZM27 73H29V71H27ZM128 73L127 74L125 73L127 75V77H123V80L121 79V81H118L119 86L121 85V87H122L121 89H123V90L121 91V90H119L120 89L119 86H118L119 88L115 86L116 88H118V89H115V90H118V92L119 91L120 92L125 91L124 90L125 88H123V87H125V86H123L124 83L126 85V82H127L129 84V85L128 84L127 85L130 86V82H132V79H129V78H134V77H132L134 74L129 75V77H128ZM24 74H26V73H24ZM135 74H137V73H135ZM142 74H143V72H142ZM209 74H207V75H209ZM117 75H118V73H117ZM117 75H115V76H117ZM146 75H148V74H145V76ZM188 75H190V73ZM23 76H25V75H23ZM23 76H21V77L23 78ZM37 76L38 75H36V77ZM115 76H114V79H115ZM118 76L120 78V76H122V74L119 73ZM143 76H144V74L142 76H140V78ZM161 76H159V77H161ZM244 76H246V77L250 76V77L246 78ZM186 77H188V76L186 75ZM242 77H240L239 79H241ZM217 78H219V77H217ZM118 79H115L116 82ZM128 79L130 81H128ZM187 79L189 80V78H187ZM27 80H29V78ZM115 80H113V81H115ZM156 80H159V78L158 79L156 78L155 81ZM29 81H31V80H29ZM90 81H91V79H90ZM135 81L136 80H134L133 83H135ZM137 81H139V80H137ZM144 81H143V84H144ZM111 82H112V80H111ZM116 82L114 84H117ZM190 82L191 81H188L187 83L191 84ZM242 82L243 81L241 80L238 83L241 84ZM245 82H243V83L245 84ZM32 83H34V82H32ZM97 83H99V82H97ZM101 83L102 82H100V84ZM176 83H175V85H176ZM200 83H202V82H200ZM228 83H229V81H228ZM231 83L234 84L235 82L233 83L231 81ZM238 83H237V85H235V87H232L233 85H231L232 89L231 88L230 89L231 90H234V88L237 89V86H239ZM95 84L96 83H94V86H95ZM110 84L113 85V83H110ZM110 84H107V85H110ZM155 84H158V83H155ZM225 84L226 83L224 82V86H225ZM32 85H34V84H32ZM39 85H40V83L38 84V86ZM83 85H84V87H83ZM112 85H111V87H112ZM168 85H167V87H171V84L169 86ZM228 85H227L228 87L227 86H225V87H227L229 89L230 84H228ZM261 85H264V84L261 83ZM10 86H12V85H10ZM19 86H21V85H19ZM100 86L102 87V85H100ZM242 86L240 87V89L242 88ZM15 87H17V86H15ZM97 87L98 86H95L94 91ZM108 87H110V86H108ZM189 87H191V85ZM258 87H260V85ZM80 88H82V89L80 90ZM128 88H130V87H126V89H128ZM138 88L139 87H137L136 89H138ZM160 88H162V89L159 92ZM176 88L178 89V87H176ZM243 88H242V90H243ZM228 89L227 90L224 89L225 92L228 91ZM255 89H256V87H255ZM111 90L112 89H110V91L108 90L109 93L112 92ZM132 90H134V89L132 88ZM132 90H129V91H132ZM187 90L188 89H186V93H187L185 95L186 97H187V95L189 96V93L192 89H189L190 91L188 90L189 93ZM97 91H98V88L96 90V93H97ZM171 91H174V90H171ZM12 92H13V94L10 95L11 93H9L8 94L9 98L6 99V101H7L6 104L8 105L7 108L15 107V105L19 102L22 95L24 94V91H22V89H21V91H19L17 93L16 92L14 93V91H12ZM106 92H107V90H106ZM118 92L116 93V91H115L116 94H119ZM251 92H253V91H251ZM101 93L104 94L105 92L101 91ZM85 94L87 95L86 96L87 98H88V94H90L91 97L93 96V95H91L92 91H91V93H88V91H87V92H85ZM85 94H84V96H85ZM129 94H134V93L130 92ZM140 94H142V92ZM177 94H181V93L178 92ZM221 94H222V92H221ZM223 94L225 95L226 93L223 92ZM28 95H29V93H28ZM101 95H100V98L102 96H104V95H102V96ZM169 95H171V94H169ZM197 95L199 97L198 92L196 93V95H194V97L197 98ZM228 95H229V93H228ZM190 96H191V93H190ZM94 97L95 96H93L92 98H94ZM107 97H108V95H107ZM116 97L112 96L111 98H109V97L108 98L112 99V98H116ZM127 97L128 96L126 95L125 98L129 99V97L128 98ZM132 97H133V95H132ZM149 97H146V98L149 100ZM164 97H165L164 99L167 98L166 96H164ZM100 98H98V101ZM123 98H124V96H123ZM162 98H163V96H162ZM199 98H197V99H199ZM263 98L264 97H262L260 100L262 101ZM78 99H79V97H78ZM89 99L90 98H88V100ZM109 99H108V102H109ZM116 99L114 101H116ZM164 99H163V101H164ZM179 99L181 100L182 98H179ZM225 99H223V100H225ZM227 99H229V98H227ZM82 100L85 101V98H83ZM195 100L196 99L193 98V101H195ZM94 101H90V104L95 105ZM101 101H102V98H101ZM101 101L99 103H101ZM126 101H128V100H126ZM135 101H128V110L123 111V112L131 113L130 117H133L132 115H134V113H133L134 109H135L134 104L136 103V105H138L137 104L138 102L136 99H135ZM143 101H141V103H145L146 100L144 102ZM261 101H259L258 104L255 106L254 111L252 112L251 115H247L245 118H243V123H247L249 121V119L252 117V115L254 116L257 112L264 110V100L262 102ZM79 102H80V99H79ZM79 102H77V104H80ZM123 102H125V99ZM182 102H184V101H182ZM185 102H187V101H185ZM200 102H202V103H199V104H203V101H200ZM71 103L72 102H70V104ZM165 103H166V101H165ZM165 103L162 102V104L166 105L167 103L166 104ZM190 103H192V102L190 101ZM190 103H188V104L190 105ZM152 104L153 103H151V105ZM80 105H82V103ZM96 105H98V104L96 103ZM105 105H106V103H105ZM189 105H184V106H189ZM192 105H194L193 103L191 104V107L194 108V106H192ZM197 105H198V103H197ZM101 106H103V105H101ZM101 106H98V107L102 108ZM202 106L200 107V109H202ZM226 106H228V105L226 104ZM88 107H89V105H88ZM137 107H140V106H136V110H137ZM165 107H163V108H165ZM197 107L199 108V106H197ZM197 107L195 104V108H197ZM100 108H98V109H100ZM175 108H178V107H175ZM180 108H178V110H180ZM183 108L184 107L182 106L181 109H183ZM185 108L183 109L184 110L183 115H187V116H189L188 114H192V113H188V112H193V114H194L198 111V108H197V111L194 112V111H190V109H191L190 107H187L190 109H186L188 111L186 112V114H184L186 111ZM23 109H25V108H23ZM143 110L144 109H141V111H143ZM78 111L79 110H77V112ZM141 111L139 113H141ZM180 111H182V110H180ZM123 112H122V114H123ZM180 113L181 112H179V114ZM14 114H15V112H14ZM77 114H79V113H77ZM80 114L78 115V117L74 118V120H76V119L78 120L80 118L79 122H77L78 124H80V121H81V117H79ZM260 114H262V113L260 112ZM260 114H259V116H260ZM59 115L63 116V114H59ZM195 115H198V113H196ZM62 116H61V118H62ZM135 116H136V114H135ZM57 117H56V119H57ZM71 117H69V118H71ZM194 117H196V116L193 115L192 118L194 119ZM198 117H199V115L197 116V118ZM262 117H264V114L262 115ZM118 118H119V116H118ZM189 118H191V117L189 116ZM126 119H127V121H129L127 117H126ZM74 120H72V121H74ZM195 120H196V118H195ZM198 120L200 121V118ZM59 121H60V119H59ZM59 121H55V122L58 123ZM107 122H105V123H107ZM188 122H189V119H188ZM173 123H175V122H173ZM193 124H191L190 126H193ZM196 125H197V123H196ZM53 126H55L54 123H53ZM92 128H93V126H92ZM98 129H99V127H98ZM51 130H50L51 133H53L52 131H54V130L57 131L56 128L52 131ZM160 132L162 133V136L160 137L161 139L157 138V141L166 140V141H164L165 143L163 142L164 144H162V145L160 143L158 144L157 141L154 140V138H155L154 135H152L154 133H156V134L158 133L157 135L160 136ZM91 133H93V130ZM48 134H50V133H48ZM61 134H63V133H61ZM106 136H108V135H106ZM45 137H44V139H45ZM57 137H51V138L54 140H57ZM108 137H110V136H108ZM47 139H48V137H47ZM173 139L178 141V142L173 143ZM221 139H218V140L221 141ZM208 141H210V140H207V142ZM39 142L41 144V141H39ZM217 143H218V141H217ZM43 144L41 145V147L43 146V148H45L46 144L44 142H43ZM48 144H49V142H47V145ZM37 145H39V144H37ZM210 146H211V148L213 147V140H212V144H210ZM45 149H47V148H45ZM45 149H43V150H45ZM51 149H48L45 152H48ZM212 150H215V147ZM261 151H262V149H261ZM33 152L36 154H34ZM31 153L33 154V156L31 155ZM29 154L31 157L29 156ZM47 154L48 153H44V155H46V156H47ZM65 154H68V155L71 154V155H69L68 158H62L63 155H65ZM27 155L30 159L29 158L26 159ZM262 156H261V158H262ZM86 157L87 156H85V158ZM105 157H106V155H105ZM63 159H68V161L67 160L63 161ZM118 164H120V163H118ZM181 164H182V162H181ZM181 164H179V165H181ZM15 165H18L20 167V169L22 168V171H25L28 174H30L31 179H33V184H28V185L26 184L25 186H27V187L21 188L22 192L21 191L17 192L19 190L18 188L15 187V186H17L16 185L17 183H16V181H13L12 176H10V174H9V173H11V171L13 172ZM188 165H187V167H184V168L188 169L189 168ZM93 166L95 167V165H93ZM193 167H194L193 165H192V167L190 166V168H193ZM190 170H192V169H190ZM224 171L225 172L227 171V173L224 174L225 173ZM76 172H78V171H76ZM229 174H231V173H229ZM175 178H177V177H175ZM177 179H179V178H177ZM79 180H81V179H79ZM180 180H182L181 176H180ZM191 180H193V179H191ZM229 181L230 180L226 181V183L230 185L231 182H233L235 180H233L231 182H229ZM14 182L16 184H14ZM177 183H179V182L177 181ZM185 183H187V181ZM239 183L235 182L236 185ZM232 184L234 185V183H232ZM53 186H54L55 190H56V188H58L56 186V184ZM184 186H186V185H184ZM184 186H182L181 188L185 189ZM194 186H196V185H194ZM235 187H237V186H235ZM181 188H180V190H181ZM175 189H177V188H175ZM184 189H182V190H184ZM55 190H53V191H55ZM66 190L67 189L61 190L60 194L61 193L65 194L64 191H66ZM229 190H231V189H229ZM37 192H39V190ZM175 192H178V191L176 190ZM32 193L34 194V192H32ZM60 194H59V197H60ZM225 194H227V193H225ZM27 195H25V200L27 199L26 201H28V198L26 197ZM190 195H193V194H190ZM83 197H84V195H83ZM191 197H193V196H191ZM238 197H239L238 194L233 193V195H230V197H226L225 199L227 201H229L231 199L236 198L235 200H237ZM239 198L241 199V197H239ZM20 199L21 198H19L18 200H20ZM60 199H61V197H60ZM84 199H85V197H84ZM193 199H191V200H193ZM23 200H22V202H23ZM25 200H24V202H25ZM80 200H82V199H80ZM83 200L79 201V202L78 201L77 202L75 201V202L80 204L83 202ZM18 203H20V202H18ZM28 203H27V205H28ZM101 204H102V202H101ZM222 205H223L222 207L225 206L224 204H222ZM8 206H10V207H8ZM70 206H71V204H70ZM196 206H195V208H196ZM189 207H191V206H189ZM187 210H188V207H187ZM93 211H95V209L92 210L91 207H87V212L89 214H91ZM165 212H167V211H165ZM7 213L9 214V212H7ZM68 213H70V212L68 211ZM162 213H164V212H162ZM171 213L169 212V214H171ZM187 213H188V211H187ZM239 213L242 214V216L244 217V220L246 222L245 227L247 229H245L242 232V234L240 236H238V238L236 240L233 241L234 238H232L233 242L230 243V245H229L230 247H229L228 252L227 253L224 252V254L226 253L227 257H229L228 258L229 262L227 261L225 264H260V263H263L264 259H263L262 253H264V252H261L263 250H261V248L259 246L260 242L257 238H255L256 240L251 238L248 230L253 229L254 226L255 227L257 226L258 227L257 229H263L264 228V218L261 219L262 217L260 216V215H263V213H264V194L256 197L255 200L253 201V204L246 206L245 208L240 210ZM10 216H12V214H10ZM64 216L65 215H63V217ZM204 216H205V214H204ZM6 217H5V219H6ZM169 217H171V216H169ZM258 217H261V218L259 219ZM60 218L61 217H58L59 220H57V223L59 224V226H67L66 220L68 219V215L65 216L64 218H61V219ZM171 219H173V218H170V220ZM2 220H3V217H2ZM10 221H13V220L11 219ZM75 222L78 225H80L79 227H81V228L83 227V225L89 223V222L86 223L85 221L82 222L80 219L75 220ZM53 223H55V222H53ZM1 224H2V222H1ZM11 225H12V223H10V226ZM3 226H5V225L2 224L1 227H3ZM10 226L7 225V227H10ZM52 227H54V226H51V228ZM13 228H11V231H13ZM0 230H1L0 233L4 232L2 230V228ZM7 231H10V230H7ZM11 231L8 232L9 233V236H8L9 239L7 240V242L8 241L10 242L11 239H13L12 238L13 235H12ZM29 231L27 230V232H29ZM79 231L82 232L81 229ZM80 232H78V233L80 234ZM133 232H134V230H133ZM74 233L77 235L78 234L77 230ZM5 236H7V235H5ZM106 239H107V237H106ZM263 239L264 238H262V240ZM92 240L96 241V240H98V238H96L94 235L92 237ZM2 242H4V241H2ZM2 242H0V254H1L2 250L6 251V252L8 250V249H5V250L3 249V246L1 245ZM7 242H4V243L6 244ZM9 242L7 244H9ZM13 242H15V240ZM5 244H3V245L5 246ZM11 244H13V243H11ZM261 244H263V243H261ZM7 247H9V246L7 245ZM7 247L5 246L4 248H7ZM262 247H264V246H262ZM215 248H216V246H215ZM10 251H12V250H10ZM11 253H13V252H11ZM204 253L207 254L208 252L204 251ZM218 253L216 251L211 250V252L208 253L207 255L205 254L203 256V254H201V256L199 255L200 259L199 260L197 259L196 264H204L205 261H213L214 262V261H218V260H221L223 258H226V256L224 254H223L224 256L222 255L223 252L222 253L220 252L219 254ZM261 254H262V256H261ZM11 255H13V254H11ZM11 255H8V260L10 259L9 257ZM4 256H6V253ZM4 256L2 255L1 259ZM13 257H14V255H13ZM13 257H12V259H13ZM5 258L7 261V256ZM5 258H4V260H5ZM154 258L155 257H153L152 259L154 260ZM9 263H13V262H10V260H9ZM97 263L99 264V262H97V261H96V263L93 262L90 264H97ZM0 264H4V263H0ZM6 264H8V262Z\"/></svg>", "mask_w": 264, "mask_h": 264}]
</instances>
